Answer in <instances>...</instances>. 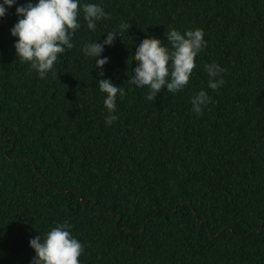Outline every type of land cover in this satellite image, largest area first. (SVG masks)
Wrapping results in <instances>:
<instances>
[{
	"label": "trees",
	"instance_id": "trees-1",
	"mask_svg": "<svg viewBox=\"0 0 264 264\" xmlns=\"http://www.w3.org/2000/svg\"><path fill=\"white\" fill-rule=\"evenodd\" d=\"M86 2L110 18L95 32L81 21L45 79L15 58L16 6L0 19V264H30L29 240L58 223L84 245L81 264H264V0ZM121 21L102 53L104 78L125 88L108 126L80 49ZM171 28L202 29L207 46L182 91L146 101L126 82L134 41L166 44ZM213 61L226 69L215 91ZM201 89L211 102L197 116Z\"/></svg>",
	"mask_w": 264,
	"mask_h": 264
},
{
	"label": "clouds",
	"instance_id": "clouds-1",
	"mask_svg": "<svg viewBox=\"0 0 264 264\" xmlns=\"http://www.w3.org/2000/svg\"><path fill=\"white\" fill-rule=\"evenodd\" d=\"M15 7L17 22L9 32L14 40L15 58L27 63L40 79L49 73L55 75L54 66L61 54L73 48V39L81 28V21L89 31L95 32L100 22L108 20L107 13L100 3L86 0H31L18 4V0H0V19L8 9ZM131 26L121 21L113 31H107L102 42L98 40L85 43L80 49L86 59L94 60L93 69L97 70L98 89L103 94L106 110L104 123L108 126L118 119L117 96H125V88L104 78V65L108 57L102 56L105 46L112 47L116 37L128 32ZM104 34V33H102ZM167 40L148 35L134 41V57L138 62L132 65L134 74L127 75L129 88L146 89L145 100L154 101L162 89L175 94L189 83L196 68L195 58L207 46L202 29L185 30L171 28L164 34ZM101 36V35H100ZM204 72L208 77L207 87L213 91L224 84L222 73L226 69L216 62L205 63ZM132 73V72H131ZM211 102L208 93L201 89L191 98V111L197 116ZM29 247L35 255L30 264H81L79 259L84 245L71 233V225L58 223L44 234L29 240Z\"/></svg>",
	"mask_w": 264,
	"mask_h": 264
},
{
	"label": "water",
	"instance_id": "water-1",
	"mask_svg": "<svg viewBox=\"0 0 264 264\" xmlns=\"http://www.w3.org/2000/svg\"><path fill=\"white\" fill-rule=\"evenodd\" d=\"M202 224H203V222L201 221V222L199 223V225H201V226H202Z\"/></svg>",
	"mask_w": 264,
	"mask_h": 264
}]
</instances>
